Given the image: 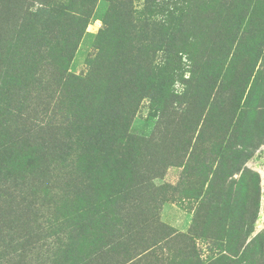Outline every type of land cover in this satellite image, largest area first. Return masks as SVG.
Here are the masks:
<instances>
[{
    "label": "rangeland",
    "instance_id": "rangeland-1",
    "mask_svg": "<svg viewBox=\"0 0 264 264\" xmlns=\"http://www.w3.org/2000/svg\"><path fill=\"white\" fill-rule=\"evenodd\" d=\"M68 2L0 0V100H36L46 86ZM86 4L66 67L91 75L88 99L71 106L53 88L50 104L88 119L70 155L90 174L7 199L0 264H264V0ZM37 32L41 55L9 48ZM22 154L30 166L16 174H40Z\"/></svg>",
    "mask_w": 264,
    "mask_h": 264
},
{
    "label": "trees",
    "instance_id": "trees-1",
    "mask_svg": "<svg viewBox=\"0 0 264 264\" xmlns=\"http://www.w3.org/2000/svg\"><path fill=\"white\" fill-rule=\"evenodd\" d=\"M86 1L91 6L92 2L96 0H69L68 7L62 8L61 15L65 16V23L68 21L66 24L71 27L68 29L65 27L55 36L58 47L53 50V63L49 64L51 73L44 74L43 79L46 84L44 88L41 83L37 86L39 93H37L36 100H31L27 96L23 101H16L11 94H6L0 100V142L2 143L0 146L3 147L0 151V212H2L0 221L4 222L7 217L5 213L7 206H4L3 203L7 199V202L10 203L13 199L12 195L17 190L23 189L20 192H24V189H30V187L37 190L39 185H45L48 188V179H51L54 174H90L85 164L75 167L72 154L70 155L72 145L80 148L77 144L88 141V134L85 133V128L89 127L88 119L78 114L68 116L64 114L63 108L59 105L50 104V93L53 88H56L58 98L64 96V100L68 101L71 106L83 107L85 93V99H88L87 93L89 90L87 88L85 92L83 88L88 84L86 82L90 80L91 75H87L86 78L72 76L67 73L66 67L78 40L84 34L87 23L86 18L89 13ZM67 12L73 13L74 16H70ZM41 35L42 32L32 33L28 37L17 35L14 40H8V44L11 42L14 44L9 48L12 51L16 45L22 44L26 47L24 52L35 58L43 52L34 49V46L40 43L34 41H37ZM5 40L4 35L0 33V42L3 41L2 45L6 42ZM30 47L33 53H30ZM7 55L9 56L8 52ZM3 58L6 57H3L0 51V71L4 65ZM94 62L95 60L92 61V64ZM17 63L15 61V65ZM34 66H37V62L30 61L25 63L23 68L26 67L27 70L31 69L33 71ZM32 73L35 74L36 72ZM88 74H91V72ZM46 91L48 92L47 97H45ZM23 107L25 112L22 117L21 109H24ZM16 112L18 115H16ZM18 116L22 120H17ZM76 129H79V131H76ZM4 151H8L12 156H4ZM22 153H33L35 155L34 159L39 162L37 167L40 168V174H16L17 171L14 165L18 166L20 170H25L30 166L31 160L28 162L29 159ZM15 154L16 156L13 157ZM70 182H72V187H70V183H67V188L72 189L75 184L83 189L86 187L83 180ZM82 200L87 201L84 198ZM61 202L65 206L69 205L64 200ZM86 206H88L86 210L90 212L91 207L87 205V202ZM54 208L58 210L57 207ZM6 227L4 225L0 227V250L7 248L4 244L6 236H2V232L5 231ZM7 231L11 232L8 228ZM258 236V239H260V235Z\"/></svg>",
    "mask_w": 264,
    "mask_h": 264
}]
</instances>
